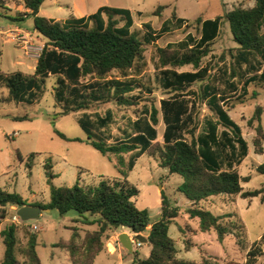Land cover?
<instances>
[{"label": "trees", "instance_id": "trees-1", "mask_svg": "<svg viewBox=\"0 0 264 264\" xmlns=\"http://www.w3.org/2000/svg\"><path fill=\"white\" fill-rule=\"evenodd\" d=\"M45 1L23 0L28 12L15 16L0 14V17L20 27L32 18L34 31L45 40L32 77L21 72H0V87L5 86L10 91L8 99L0 95V104L6 101L32 103L30 101L38 98L37 91L54 77L57 80L54 98L61 109L54 120L89 111L101 104L135 106L138 97L131 94L139 83L131 77L130 72L140 71L145 65V45L155 43L164 34L192 25L199 28L200 38L188 34L179 43L157 48L161 86L175 93L173 97L161 101L166 124L162 145L155 143L160 123L156 108L150 112L146 110L135 121L130 120L119 138L110 132L115 122L112 110L104 115L84 113L80 119V125L88 136L85 142L103 156L114 157L117 164L126 169L122 173L124 178L102 179L97 186L86 188L79 184L60 188L52 186L51 199L47 204H29L21 194L0 188V264H42L37 251L38 233L28 232L27 243L18 249V226L11 223L1 228L2 221L8 217L9 208L26 205L56 210L61 216L74 211L83 218L78 223L99 227V230L85 237L75 230L70 240L55 245L67 252L71 264H95L105 249L103 238L109 231L118 229H128L134 235L148 233L150 255L133 264H220L208 258L200 262L178 258L177 242L169 232L179 216V209L171 204L165 194H162V217L158 222H152L149 210L138 208L135 199L139 197L140 190L127 177L134 169L136 160L146 154L158 156L162 169L183 179L179 191L192 205L186 212L191 220L198 221V232H214L219 242L234 234L238 244L247 247L245 225L239 216L235 220L232 217L236 216L232 215L216 216L199 205L213 197L248 199L264 195V183L261 189L254 192H245L242 187L248 178H243L235 166L241 165L249 156L250 146L243 137L242 128L229 114L234 104H243L248 99L251 83L260 81L264 84V0H254L253 7L239 6L223 17L212 20L198 18L193 23L174 12L172 19L166 20L159 32L151 24L145 23L147 32L143 39L132 31L135 21L129 10L101 7L89 17H73L63 23L40 16ZM4 3V0H0V8L7 10ZM164 9L159 6L155 15L161 17ZM116 17L123 18V26ZM224 20L229 23L233 40L238 44L232 55L233 67L231 71L223 72L226 78L222 82L210 81L200 94H196L198 100L192 99L185 91L198 82L210 79L209 69L201 66L210 55ZM186 66H192L194 71L180 72ZM113 72H119L122 78H111ZM239 90L241 94L231 100L229 96L236 95ZM258 96L259 92L255 91L251 99ZM197 101H207L217 117L216 121L207 120L204 131L198 136L195 115ZM263 114L264 108L257 106L249 121L255 130L253 146L258 155L264 153ZM29 119L28 116L13 118L19 122ZM220 127L226 130L220 133ZM56 134L66 141L84 142L81 139L70 140L57 130ZM188 136L191 137L190 141ZM127 155H130L129 160L126 159ZM35 157V154H31L28 158L30 176ZM44 168L50 180L57 177L53 173L51 159L46 160ZM257 172L264 175V163L257 167ZM225 218L230 219L224 221ZM180 232H183L182 228ZM261 257H264V235L252 245L244 264H257Z\"/></svg>", "mask_w": 264, "mask_h": 264}, {"label": "rangeland", "instance_id": "rangeland-1", "mask_svg": "<svg viewBox=\"0 0 264 264\" xmlns=\"http://www.w3.org/2000/svg\"><path fill=\"white\" fill-rule=\"evenodd\" d=\"M1 15L15 16L18 13L28 12L23 0H4ZM254 0H47L40 9V16L61 21L63 23L73 17H89L101 7L126 9L132 14L135 21L133 32L143 39L147 30L145 23L159 32L166 20L172 19L174 12L189 23L202 18L212 20L223 17L233 9L244 6L253 7ZM159 6L165 7L161 17L155 12ZM120 26L124 25L121 17H116ZM188 34L200 38L199 28L192 25L188 28L175 30L162 35L155 43L145 45V65L140 71L132 70L130 75L139 83L131 94L138 97V103L133 107H120L114 103L97 105L89 111L73 113L69 116L54 120L61 112L54 98L56 78L48 79L46 86L37 91L38 98L30 101H6L0 104V188L8 192L21 194L29 204H47L51 199V187H71L79 184L86 188L97 186L102 179L124 178L125 168L117 164L113 157L103 156L99 151L88 145L85 141L87 134L80 125L84 113L104 115L108 110L115 114V122L110 128L112 136L122 137L130 120L135 121L139 116L150 112L152 108L159 111L160 123L157 126L158 139L155 143L163 144L166 124L163 121L161 101L171 98L174 92L166 91L160 83L157 48H166L169 44H176L184 40ZM45 45V40L34 31L32 18L22 23V27L11 24L7 19L0 17V72L12 74L21 72L27 77L35 73L38 58ZM238 44L234 42L229 23L224 20L220 36L211 47L210 55L202 62L211 74L210 79L198 82L189 87L185 94L192 99L198 97L202 88L212 82H222L226 77L223 72L231 71ZM194 71L192 66L180 69V72ZM111 78H122L119 72H113ZM222 88V87H221ZM259 92L256 99H251L253 92ZM249 96L245 103L234 104L229 109L231 118L242 128L243 137L249 143V156L239 166H235L243 178L242 187L245 192H254L262 188L264 175L257 172V167L264 163V153L258 155L254 152L253 139L255 130L249 125L257 106L264 108V84L260 81L251 83L248 87ZM195 93V94H194ZM241 94V90L230 95L231 100ZM0 95L8 99L10 91L7 87H0ZM227 107V104H225ZM198 125L197 136L201 134L207 120H217L215 112L207 101H197L195 112ZM28 116V121H14V117ZM264 126V114L262 117ZM56 130L66 135L70 140L81 139L84 142L66 141L61 139ZM220 127V133L225 131ZM188 140L191 137L188 136ZM35 154L32 175L27 167L28 158ZM130 155L126 156L129 160ZM47 159L53 162V173L57 177L50 180L44 168ZM122 171V172H121ZM128 181L140 190L135 199L138 208L149 210L152 222H158L162 217V194L170 200L171 204L179 209V216L170 228V237L177 242L178 258L186 261H202L208 258L220 264L231 262L244 264L248 251L252 245L259 242L264 235V195L244 199L227 196L213 197L202 202L199 207L211 211L216 216L232 215L242 220L246 230L247 247L238 244V238L233 234L223 242H219L217 234L211 232L202 234L198 232L197 220H191L187 210L191 203L179 191L183 179L172 175L168 170L159 166L156 155L146 154L136 160L134 169L128 173ZM8 217L2 221L1 228L14 223L15 207L8 209ZM230 218H225L224 221ZM238 219V218H237ZM83 220L74 211L61 216L58 211L43 212L35 221L14 223L18 226V249L22 248L28 240V232L39 234L37 251L42 264H71L65 250L55 247L60 241L70 240L73 232L85 237L88 233L99 230L97 225L88 226L78 223ZM39 230L34 231L33 226ZM180 228L183 232H180ZM127 234L133 242V250L125 248L120 242V236ZM141 236L147 238L148 233ZM128 229L109 231L103 238L104 251L99 255L95 264H133L137 260L149 257L151 247L148 243H141ZM189 250V251H188ZM21 258V256H20ZM257 264H264V257L258 259Z\"/></svg>", "mask_w": 264, "mask_h": 264}, {"label": "water", "instance_id": "water-1", "mask_svg": "<svg viewBox=\"0 0 264 264\" xmlns=\"http://www.w3.org/2000/svg\"><path fill=\"white\" fill-rule=\"evenodd\" d=\"M15 210L17 212V215L24 222L38 220L41 217V214L43 212H46V213H50L51 212V210H49V209L42 210L40 207L30 206V205H26V206H24L22 208L15 207ZM136 238L141 243H148L147 238H145V237H143L141 235H137ZM119 239H120L121 244L125 248H127L130 251L133 250V242L130 239V236L129 235L123 234V235L120 236Z\"/></svg>", "mask_w": 264, "mask_h": 264}, {"label": "built area", "instance_id": "built-area-1", "mask_svg": "<svg viewBox=\"0 0 264 264\" xmlns=\"http://www.w3.org/2000/svg\"><path fill=\"white\" fill-rule=\"evenodd\" d=\"M12 221H13L14 223H25V222L22 221V219L17 215L16 210H15V214H14V216H13ZM33 230H34V231L39 230L38 226L34 225V226H33Z\"/></svg>", "mask_w": 264, "mask_h": 264}, {"label": "crops", "instance_id": "crops-1", "mask_svg": "<svg viewBox=\"0 0 264 264\" xmlns=\"http://www.w3.org/2000/svg\"><path fill=\"white\" fill-rule=\"evenodd\" d=\"M76 18H83V17H76ZM181 18V17H180ZM221 34V33H220ZM220 36V35H219ZM14 209V208H13Z\"/></svg>", "mask_w": 264, "mask_h": 264}]
</instances>
